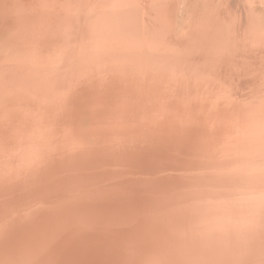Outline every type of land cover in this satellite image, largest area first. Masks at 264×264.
I'll return each instance as SVG.
<instances>
[{
	"label": "bare ground",
	"instance_id": "obj_1",
	"mask_svg": "<svg viewBox=\"0 0 264 264\" xmlns=\"http://www.w3.org/2000/svg\"><path fill=\"white\" fill-rule=\"evenodd\" d=\"M230 1L0 0V264H264L223 203L264 195V0Z\"/></svg>",
	"mask_w": 264,
	"mask_h": 264
},
{
	"label": "water",
	"instance_id": "obj_2",
	"mask_svg": "<svg viewBox=\"0 0 264 264\" xmlns=\"http://www.w3.org/2000/svg\"><path fill=\"white\" fill-rule=\"evenodd\" d=\"M228 205L232 206L229 211H233L234 214L242 213L247 215V212H254V214H260L264 216V195L259 197H246L236 196L232 197L228 202Z\"/></svg>",
	"mask_w": 264,
	"mask_h": 264
},
{
	"label": "rangeland",
	"instance_id": "obj_3",
	"mask_svg": "<svg viewBox=\"0 0 264 264\" xmlns=\"http://www.w3.org/2000/svg\"><path fill=\"white\" fill-rule=\"evenodd\" d=\"M236 0H231L230 1V5L231 6H236ZM197 3V5H198V2H196ZM195 2H194V4L193 3H191V9L190 10H194L193 8H192V4L193 5H195L196 4ZM215 6V2H213V3H211V5H210V8L211 7H214ZM261 4H259L257 7V9H256V11H263L264 12V7L262 6ZM201 11V10H200ZM180 17V16H179ZM255 155H260V156H264V144H262V145H259V147H257V149H252L251 150Z\"/></svg>",
	"mask_w": 264,
	"mask_h": 264
}]
</instances>
